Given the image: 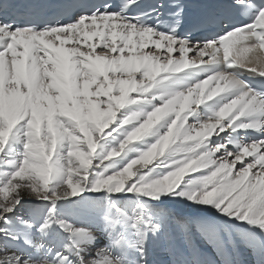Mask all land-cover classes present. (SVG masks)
Returning a JSON list of instances; mask_svg holds the SVG:
<instances>
[{"label": "snow or ice", "instance_id": "6c2138e0", "mask_svg": "<svg viewBox=\"0 0 264 264\" xmlns=\"http://www.w3.org/2000/svg\"><path fill=\"white\" fill-rule=\"evenodd\" d=\"M188 9L0 0V264H264V0Z\"/></svg>", "mask_w": 264, "mask_h": 264}, {"label": "bare ground", "instance_id": "6f19581e", "mask_svg": "<svg viewBox=\"0 0 264 264\" xmlns=\"http://www.w3.org/2000/svg\"><path fill=\"white\" fill-rule=\"evenodd\" d=\"M193 55H194V54H193ZM32 207H33V205L28 204V205L26 206V209H27V210H30ZM26 214H27V212H26ZM240 259H241L242 261H246V260L248 259V257H247L246 254H244V255H242V256L240 257Z\"/></svg>", "mask_w": 264, "mask_h": 264}, {"label": "rangeland", "instance_id": "374dc122", "mask_svg": "<svg viewBox=\"0 0 264 264\" xmlns=\"http://www.w3.org/2000/svg\"><path fill=\"white\" fill-rule=\"evenodd\" d=\"M30 205H33L32 203H29Z\"/></svg>", "mask_w": 264, "mask_h": 264}]
</instances>
